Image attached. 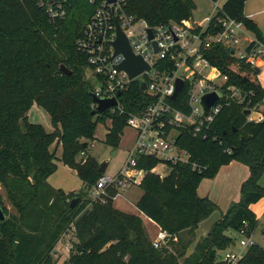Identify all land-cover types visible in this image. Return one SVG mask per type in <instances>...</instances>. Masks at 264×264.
<instances>
[{
    "label": "trees",
    "instance_id": "trees-1",
    "mask_svg": "<svg viewBox=\"0 0 264 264\" xmlns=\"http://www.w3.org/2000/svg\"><path fill=\"white\" fill-rule=\"evenodd\" d=\"M246 1L225 0L220 16L236 19L264 43L258 25L245 15ZM125 3L128 15L151 25L191 21L196 8L193 0ZM95 11L88 1L73 0L67 18L52 25L38 0H0V186L15 210L8 212L0 193V209L7 213L0 222V264H58L51 253L72 225L78 242L63 264H226L220 253L236 243L230 232L245 230L244 235L251 236L258 224L251 207L264 198L260 185L264 120L249 121L244 115L245 110L264 105L259 74L250 63L237 60L230 48L213 46L206 57L228 76L227 85L245 96L224 108L207 139L195 137L190 128L182 129L177 144L188 151L192 162L207 169L199 172L191 165L168 164L169 172L161 178L151 173L159 161L139 158L138 169L148 174L140 184L143 195L137 209L172 235L157 249L140 216L114 207L120 194L116 186L107 189L105 203L92 199L103 176L98 160L88 154L97 125L111 120L105 143L118 150L129 117L142 115L154 99L133 83L120 99L125 113L93 114L97 106L87 79L92 69L77 42ZM62 66L72 75H66ZM183 95L173 104L189 114ZM35 104L50 115L52 133L30 122L28 114ZM54 144L62 145L61 159L50 151ZM58 161L76 171L83 183L81 191L66 193L50 185ZM233 161L250 170L242 200L196 241L200 225L219 211L214 201L199 195L198 188L204 178H214ZM77 199L79 203L72 207ZM237 264H264V249L255 243Z\"/></svg>",
    "mask_w": 264,
    "mask_h": 264
},
{
    "label": "built area",
    "instance_id": "built-area-1",
    "mask_svg": "<svg viewBox=\"0 0 264 264\" xmlns=\"http://www.w3.org/2000/svg\"><path fill=\"white\" fill-rule=\"evenodd\" d=\"M72 1L38 0V5L50 23L57 25L67 18ZM86 1L94 5L96 11L77 46L80 52L88 56L91 76L97 80L98 87L93 88L94 95L100 99L116 98L118 104L111 109L114 113H125L120 99L133 83H138L142 92L154 98L142 115L129 117L127 127L135 131V143L128 153L129 158L117 175L110 177L105 174L100 178L91 193L92 199L105 203L104 197L110 186H116L119 191H125L133 185L140 186L148 171L138 169L139 158L159 161L151 173L161 178L167 174H160L159 169H167L168 164H186L191 165L194 171H205L207 167L192 162L188 151L177 144L182 129L190 128L195 137L207 139L213 123L224 108L229 107L232 100L242 101L245 96L241 90L227 85L228 76L212 65L205 54L213 46H225L231 49L237 60L246 61L254 68L261 67L264 63V43L249 38L246 27L236 19L220 16L223 14L221 0L213 2L214 11L203 26L194 20L151 25L145 19L128 15L125 0ZM117 23L128 38L134 54L150 66V70H145L134 79L127 72L117 69L125 61L123 55L115 56L112 46L118 37ZM178 81L183 82V90L172 99L177 92ZM143 84L146 90H142ZM119 93L122 96H118ZM183 93L182 102L190 109L189 114L183 113L173 104ZM212 93H217L218 100L205 114L202 100ZM251 111L255 114L247 116L249 121L264 120L263 113L256 111V108ZM241 233L244 235L245 231ZM171 238L172 235L161 229L153 245L158 249ZM77 242L76 229L72 225L56 244L51 253L52 261L58 263L62 248L70 254ZM254 244L252 239L242 240V250H231L234 247L229 249L222 261L226 264L239 263L246 255L244 249Z\"/></svg>",
    "mask_w": 264,
    "mask_h": 264
},
{
    "label": "rangeland",
    "instance_id": "rangeland-1",
    "mask_svg": "<svg viewBox=\"0 0 264 264\" xmlns=\"http://www.w3.org/2000/svg\"><path fill=\"white\" fill-rule=\"evenodd\" d=\"M193 1L196 6L193 12V20L198 25L203 26L207 23V20L214 11V4L211 0H193ZM224 3L225 0H221V5H224ZM249 6L255 11H258L262 8L261 3L256 0H252ZM262 19L264 20V16L262 17ZM247 33L249 38L257 39L256 35L252 31L247 29ZM91 74H92L91 72L87 74V79L90 81V84L92 85L93 88L98 87L97 80H95L91 76ZM262 79L263 77L261 76V80ZM262 106H263L262 109L260 107L259 111L263 113L264 105ZM37 107L38 106H35L34 109L35 110L39 109L41 112L40 111L38 112L37 110V114H36L34 109H32L31 112L28 114L30 122L34 124H40L45 129H47L46 131L49 130L48 132H52L54 128L52 125L50 115L46 111ZM255 108L256 107H253L252 109L255 110ZM110 127H111L110 119H107L106 123H99L97 125L96 134H95L96 140L93 143H91L88 154L96 158L99 163L107 161L109 163V167L107 169L106 175L110 177H114L123 169L129 158V154H128L129 150L134 146L135 143L134 141L135 131L129 127L125 128L124 135L121 139L120 148L116 150L117 154L114 155L115 149L112 148L111 146H108L105 143L106 135ZM57 150L58 148L56 147V144L50 147L51 153H55L57 155L58 154ZM62 153H63V148L60 149L59 155L61 154L60 156H62ZM81 157H85V156H81ZM57 164H58L57 172L49 178L50 185L56 189H61L69 193L81 191L83 189L82 182L80 178L77 176V174L73 172L74 170H72L68 166H65L64 163L60 161H58ZM240 165L242 164L233 161L228 165L222 166L214 178H204L202 180L198 188L199 195L202 197H209L211 200L217 203L219 206V211L212 214V216H210V218L207 219L202 229L199 232L197 231L198 232L197 241L202 237V234H204L205 231H209V232L211 231V229L216 224V222H218L223 215H226L228 213L229 209L233 204L241 202L243 183H241L242 179H240L239 174L243 172L242 170L244 168H237ZM240 167H244V165ZM246 169L248 170L250 175L249 168ZM159 172L160 174H168L169 170L160 167ZM249 175L245 180H248ZM260 185L264 188V174L261 177ZM119 192L120 194L117 195V197L114 199V207L126 213L140 216L144 222L149 237L151 238L152 241L155 240L160 230L159 229L160 227L158 225L156 226L154 224L149 223V220L145 216H143L144 214H141V212L137 209V202L142 197L143 190L140 188L139 185L136 186L133 185L131 188ZM0 193L4 197V204L8 209V212L15 213V210L11 202H9L7 198V193L2 186H0ZM251 210L255 213L258 220L256 230L254 233L251 234V236L243 235L242 233H237L233 231L230 232V234L234 237L237 244V247L231 250L234 251L242 250V248L240 247V242L242 240H249V239H252L253 242H255L257 245H259L261 248L264 249V198L257 204H254L251 207ZM5 215L7 217V213ZM66 241H70V240L67 239ZM248 250L249 247L244 249V253H247ZM59 255H60L59 259L57 260L58 264H63V261L65 262V260H69V256H68L69 254L68 252H66V250H64V248L61 249V253H59ZM224 255H225V251L220 253V260L224 258Z\"/></svg>",
    "mask_w": 264,
    "mask_h": 264
},
{
    "label": "water",
    "instance_id": "water-1",
    "mask_svg": "<svg viewBox=\"0 0 264 264\" xmlns=\"http://www.w3.org/2000/svg\"><path fill=\"white\" fill-rule=\"evenodd\" d=\"M117 32H118V37L117 40L112 42V46L115 49V56L117 55H123L125 57V61L123 62L122 65L118 66L117 69L119 71H125L128 73L129 77L131 79L136 78L140 74H142L145 70H150V66L144 62V60L140 57L134 54L133 49L129 43L128 38L124 34V32L121 30L120 25L117 23ZM151 38H152V33ZM61 70L66 74V75H72V71L68 70L65 66L61 67ZM254 70L257 73H260V69L258 67H255ZM183 82L178 81L177 83V92L174 95L172 99H175L176 96L183 90ZM142 90H146V85H142ZM245 94L243 93V96ZM118 96H122L121 93L118 94ZM93 100L94 103L96 104V110L93 112L95 113H104L106 111L111 110L115 106H117L118 101L116 98L113 99H100L96 97L93 93ZM218 100V95L217 93H212L208 94L205 97H203L202 100V105L204 107L205 114L208 113V111L211 109V107L214 105V103ZM260 110V106L256 107V111ZM255 113H253L250 109H247L244 111L245 116H251ZM245 140V139H244ZM88 147V143L84 144V148ZM117 149L114 151V155L117 154ZM109 167V163L107 161H104L100 163V168L99 171L102 175H105L107 172V169ZM79 203V199L75 200L72 203V207H75L76 204ZM5 220V215L3 214V211L0 209V222H3ZM233 247L236 248L237 244L234 243Z\"/></svg>",
    "mask_w": 264,
    "mask_h": 264
},
{
    "label": "crops",
    "instance_id": "crops-1",
    "mask_svg": "<svg viewBox=\"0 0 264 264\" xmlns=\"http://www.w3.org/2000/svg\"><path fill=\"white\" fill-rule=\"evenodd\" d=\"M252 0H247L246 1V4H245V15L248 17V18H250L251 20H253L257 25H258V27H259V29H260V31H261V33H262V37H263V39H264V20L262 19V17L264 16V0H256V1H259L260 3H261V6H262V8L260 9V10H258V11H255V10H253L250 6H249V4H250V2H251ZM257 40V39H256ZM259 69H260V73H258L260 76H258L259 77V80H260V82L262 83V85H263V87H264V74H263V72H264V63L262 64V66L261 67H258ZM261 76L263 77V79L261 80ZM35 106H37L36 104L31 108V110L32 109H34L35 108ZM262 107L263 106H261V109H262ZM38 108V107H37ZM42 109V108H41ZM31 110H30V112H31ZM38 110V112L40 111L39 109H37ZM37 110H35L34 109V111L36 112V114H37ZM43 110V109H42ZM45 111V110H44ZM29 112V113H30ZM41 112V111H40ZM262 113V112H261ZM263 115H264V111H263ZM47 130V129H46ZM49 131V130H48ZM47 131V132H48ZM53 131H54V129H53ZM52 131V132H53ZM52 132H48V133H52ZM108 133V132H107ZM56 147L58 148V154H57V158L58 159H61V157L62 156H60L59 155V153H60V149H62V145L61 144H56ZM133 148V147H132ZM132 148H130V150L132 149ZM129 150V151H130ZM239 163V162H238ZM232 164H235V163H232ZM239 164H242V163H239ZM242 165H244V164H242ZM242 165H240V166H242ZM238 166V165H237ZM237 167V168H244L242 171V173H240L239 174V176H240V179H242L241 180V183H244V181H246L245 179L248 177V175H249V172H248V170L246 169V168H248V167H246L245 165H244V167ZM75 174H77L76 173V171H73ZM249 177H250V175H249ZM82 187H83V183H82ZM66 193H69V192H66ZM213 201V200H212ZM217 204V203H216ZM218 205V204H217ZM142 214V213H141ZM144 216V215H143ZM146 217V216H145ZM147 218V217H146ZM148 219V218H147ZM149 220V219H148ZM149 223H151V224H154V225H156L157 226V224L155 223V222H153V221H151V220H149ZM204 224H205V222L204 223H202L201 225H200V227H199V229L197 230L198 232L202 229V227L204 226ZM160 230H161V228H159ZM159 230V231H160ZM196 231V241H197V234H198V232ZM159 233V232H158ZM208 233H209V231H205L204 232V234H202V237H205V236H207L208 235ZM206 234V235H205Z\"/></svg>",
    "mask_w": 264,
    "mask_h": 264
}]
</instances>
